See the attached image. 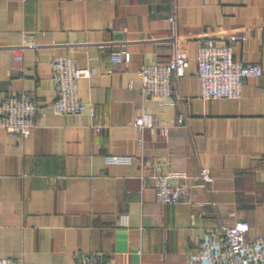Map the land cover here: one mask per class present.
<instances>
[{
	"label": "crops",
	"instance_id": "0c3cea01",
	"mask_svg": "<svg viewBox=\"0 0 264 264\" xmlns=\"http://www.w3.org/2000/svg\"><path fill=\"white\" fill-rule=\"evenodd\" d=\"M173 36L190 65L172 97L145 99L138 70L167 63ZM206 39L233 43L237 60L264 70V0H0V100L28 93L37 106L27 138L0 129V258L190 264L209 230L244 220L249 237L264 234V75L239 99L203 100ZM13 50L23 55L15 70ZM115 51L125 61H112ZM62 56L93 70L77 92L94 115L54 111L51 61ZM143 115L152 127L136 125ZM201 167L214 177L207 189L156 201L154 175L182 171L192 185Z\"/></svg>",
	"mask_w": 264,
	"mask_h": 264
},
{
	"label": "built area",
	"instance_id": "2783aa9c",
	"mask_svg": "<svg viewBox=\"0 0 264 264\" xmlns=\"http://www.w3.org/2000/svg\"><path fill=\"white\" fill-rule=\"evenodd\" d=\"M167 41L173 46V54L167 63L143 65L138 70L142 81V95L145 99L165 101L174 94L173 81L185 76L190 65L188 57L181 48V41L169 37ZM13 69L15 64L23 62L21 51L13 50ZM112 61L123 62L121 51L112 53ZM56 81L57 99L53 109L58 114H76L89 111L95 114L93 107L79 99L77 83L81 78L91 77L94 72L90 68H81L65 56L55 57L51 61ZM197 75L201 82V98L207 99H239L243 85L247 79L264 75L258 64H250L235 58V46L228 42L220 44L214 39L200 42L197 55ZM37 106L31 95L21 93L8 95L0 100V129H4L21 138H27L36 126ZM186 117L179 115L177 124H185ZM140 128L152 127L153 123L146 115L136 119ZM165 134L167 126L162 127ZM142 144V140L140 141ZM109 161L129 163L126 157L113 156ZM156 187V201L160 204L175 205L184 201L189 186L207 189L214 177L207 167H201L194 176L192 185L182 182L187 174L182 171H169L166 174L153 176ZM179 180V181H178ZM178 181V182H177ZM146 179L143 180V187ZM250 225L240 220L233 225L220 226L207 231L201 239L197 252L189 254L190 264H264V234L249 237ZM0 264H27L22 259L0 258ZM74 264H113L109 257L99 253L77 255Z\"/></svg>",
	"mask_w": 264,
	"mask_h": 264
}]
</instances>
